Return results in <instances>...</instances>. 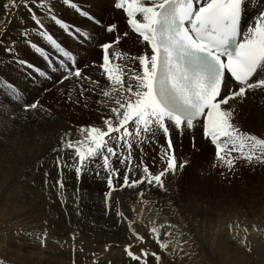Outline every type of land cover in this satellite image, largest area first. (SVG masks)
Instances as JSON below:
<instances>
[{"label": "snow or ice", "instance_id": "6c2138e0", "mask_svg": "<svg viewBox=\"0 0 264 264\" xmlns=\"http://www.w3.org/2000/svg\"><path fill=\"white\" fill-rule=\"evenodd\" d=\"M82 2L0 0L4 25L0 71L16 73L32 92L41 93L32 95L27 87L0 76L4 98L0 108L4 103L19 107L26 119L28 113L50 114L42 94H51L53 88L55 103L76 107L83 101L84 109L89 106L86 93L97 96L93 103L98 111L103 109L99 123L78 125L75 138L69 128L50 148L47 159H38L42 190L55 191L66 215L71 202L73 213L81 216L86 190L82 192L80 185L85 176L98 179L105 186L104 215L114 210L115 224L125 229L122 252L128 264H165V255L182 258L188 242L174 238L178 225L144 219L145 212L152 211L148 205L158 208L156 216L163 211L160 194L168 196L170 207L174 204L167 178L179 179L190 163L177 155L174 137L182 144L188 135L190 147L197 151L199 129L214 149L213 168L226 172L264 168V134L245 130L239 121L250 98H264V0H107L110 17L94 12L91 4L83 7ZM65 10L76 19H66ZM12 20L17 26L9 31ZM132 35L142 48L136 55L119 47ZM89 49L98 52L90 62L82 60ZM89 67L99 72L103 83L85 73ZM69 81L74 88L60 87ZM153 144L158 150L149 165L144 148ZM70 180L76 185L71 198ZM125 190L134 191L140 205L139 211L132 209L133 216L121 209L119 200L113 202L114 194ZM228 228L238 236L241 225ZM253 230L259 229L253 226ZM243 231L240 243L250 252L246 226ZM16 234L46 246L47 227L42 233ZM79 235L78 229L70 231L68 240L60 242L68 245L73 257ZM149 243L156 248L145 247ZM111 247L106 243L104 251ZM79 250L83 252L82 243ZM92 264H97L95 258Z\"/></svg>", "mask_w": 264, "mask_h": 264}, {"label": "rangeland", "instance_id": "374dc122", "mask_svg": "<svg viewBox=\"0 0 264 264\" xmlns=\"http://www.w3.org/2000/svg\"><path fill=\"white\" fill-rule=\"evenodd\" d=\"M89 4H91L92 10L97 13H99L97 8L105 7L107 5V8H104L105 11L99 14L104 17H110L112 15V9L107 3V0H83L82 2V6L85 8L89 7ZM64 13L66 19L72 20L75 17L73 16L71 10H65ZM115 16L117 20L119 15L116 13ZM2 17L0 18V21L3 20ZM13 21L11 27L15 29V26H17V22L16 20ZM80 22L85 23L83 20H81ZM3 26L4 25L0 23V29H2ZM10 29L11 28H9V30ZM65 39L66 42L71 44V41H68L67 38ZM72 47L76 48L79 46L72 44ZM2 56L3 50L0 49V57ZM29 58L31 59L30 56ZM97 58L98 52L95 49H89L88 54L82 56V60L89 62ZM85 73L87 75H90L93 79H101V83H103V80L96 69L89 67L85 70ZM0 76L12 79L17 83H20L22 86L27 87L32 95H41V93L32 92V86L30 84H25L22 77L18 76L16 73L8 69H3L2 71H0ZM60 87L74 88V85L71 81H69L64 85H61ZM56 95L57 92L55 88L52 89L51 94H42V102L46 106L51 107V112L48 115L28 113L27 118L25 119L24 114L21 112L19 107H9L7 103H4L3 107L0 108L1 264H72L73 261L71 255L61 257L54 252V249H56L57 247L55 246L56 243L68 240V237H56V233L52 230V228H50L52 226L51 218H48V220L36 219L38 215L36 207L35 210L28 211L34 208V200L45 198L49 199L52 202H56L57 196L55 194V191L42 190L41 186H38L36 183L33 184V181H38L34 180L30 174L22 173L23 170L21 169L15 170L14 166L16 164V159L7 158L10 155V151L14 150L18 155L25 151L22 154L23 156L21 155V157H25L30 154L35 155L37 152H40L44 149H46L44 156L45 158H47L50 154V148L55 145L57 137L62 135L64 131L71 128L73 137L75 138L77 135L76 127L78 125L87 123H99V120L97 119L98 107L95 103H93V101L98 99L97 96L92 95L91 93H86V95H88L90 99L88 102V108L84 109L82 107L83 101H81V106H78V108L77 106L74 107L71 104H65L63 102L59 104L55 103L53 101V97ZM73 96L75 99V92L73 93ZM257 97L258 96L250 98L247 103H252ZM3 99L4 98L0 96V100ZM261 106L264 107V105L262 104H257L256 109L252 111L253 115L247 121L248 124H250L248 125L247 122H245V130L248 129L255 134H264V108H262ZM70 108L74 110L72 111ZM75 113H77V115ZM251 121L256 125L254 124V126ZM246 126L247 128H245ZM39 131L43 134L45 132H49V134L45 133L44 135L47 134L45 137L43 134H40L39 136H32L35 135V133H39ZM197 140L198 142L200 141L198 144ZM201 142L207 143L203 138H201L199 129H197L196 131L195 141L196 149H198L197 151L192 150L189 143V136L185 135L183 143L181 144L179 142L180 147L179 150H177V155H181L179 153L182 152L187 153L186 156L180 157L181 159L187 158L190 163L184 169V172L179 177V179L174 180L171 176H169L166 181L170 189L169 194H171V198L173 197L172 199L180 200L179 207L181 209L185 206L188 209L192 208V210H194L195 208L200 211V215L197 218V220L199 219L198 222H196V220L193 221L194 217L192 219L190 218L191 212L189 210L186 211L185 215L178 213L179 216H177L179 222L178 225H189L190 227L192 223L195 227L196 231L190 230L191 232H189L188 230L189 233L186 231L187 236H190H188L189 239L192 238L191 242L193 244L191 243V245H189V251H193V253H191L192 261L195 262V259L197 260V258L194 259V254H200V263H197L196 261V263L194 264H224V262H222L221 260V257L218 258L217 256V249L221 242H225V245L230 248L228 252L224 253L222 256H224L227 261H230L228 264H264V168L258 167L253 170L249 167H240L233 172H226V170L224 169L213 168L212 162L214 149L209 144L207 152L203 154ZM11 144L13 146V149ZM3 146L5 149L3 148ZM156 146L158 147V145ZM138 154L140 153L138 152ZM144 159L149 165L153 164L150 162L151 160L148 157ZM222 171H224L226 174L221 175ZM39 183L41 185V181H39ZM27 186L31 187V192L25 188ZM75 186V181L70 180L67 189V195L69 196V198H71V193ZM80 187L82 189V192L86 190L84 200L81 205L83 213L84 205L85 207H87L89 203L93 201L92 197H98L100 203L103 206L102 193L105 191V186L101 181L85 176ZM43 193L44 195L46 194L44 197ZM128 194L136 195V193L132 190H128ZM33 196L36 199L32 200ZM120 196L123 195L116 193L114 194L113 199H117ZM129 206L131 208L130 216L134 215V213L132 212V209L134 207L137 211H139L140 205H138V203H131L129 204ZM146 207L151 208L152 211L151 213L145 212V221H148L150 219H157L158 222L165 221V211L160 212L159 216H156L155 213L158 211L157 207L152 205H148ZM173 207V209H176L175 205H173ZM25 209H27L28 212L24 213L26 211ZM70 210L72 211L71 202ZM21 214L23 215L21 216ZM112 214L115 218L114 210ZM45 221H47V225H45ZM237 222H239V224L241 225L238 236L236 235L235 229L230 232L228 228L229 224L235 225ZM245 226L248 229L247 242L249 247L251 248L250 252L247 251L245 247H243L240 243V239L244 238L245 236V233L243 231V228ZM253 226H255L259 230H253ZM45 227H47L48 236L46 246L44 247H41L39 242L34 238H29L28 236L23 234H16L18 232L42 233ZM143 230L146 229L142 228L141 231ZM183 232L184 234H186L185 230L181 229L180 233H177L178 236H180ZM64 247L66 249L69 248L68 245H64ZM11 253L13 256L11 255ZM92 253H95L96 261L100 259V261L106 260L112 254H118L123 260L127 261L122 252V246L115 247V249H109L107 252L104 251V247L100 246V250H97V252L92 250ZM9 254L11 256H8ZM93 258L85 260L81 263L75 261V264H92ZM173 260V258L168 257V262L170 264H173ZM98 264L100 263L98 262Z\"/></svg>", "mask_w": 264, "mask_h": 264}, {"label": "bare ground", "instance_id": "6f19581e", "mask_svg": "<svg viewBox=\"0 0 264 264\" xmlns=\"http://www.w3.org/2000/svg\"><path fill=\"white\" fill-rule=\"evenodd\" d=\"M255 2V0H254ZM107 8V5L105 7H101V8H97L98 12L99 13H103L105 11V9ZM98 13V14H99ZM117 14L119 15L117 20L120 21V13L117 12ZM65 15V13H64ZM100 15V14H99ZM3 16V11L0 10V18ZM71 16V15H70ZM74 16V15H73ZM72 17V16H71ZM70 17V18H71ZM3 18V17H2ZM74 19H76V17H74ZM13 21V20H12ZM85 23H87V21L83 20ZM14 22V21H13ZM121 27H123V25L121 24ZM10 30L9 31H12L13 30V27L10 26ZM16 28V26H15ZM120 50L121 51H124V52H127L129 53L130 55H136L137 53H139L142 48L141 46L138 44L137 40H136V37L135 35H132L130 38L128 39H125L121 42L120 44ZM2 50V49H1ZM95 52V51H94ZM90 99V98H89ZM264 103V98H261L260 96H258L252 103H246V105L243 106V109L240 111V116H239V121L242 125V127L244 128V126L246 125L245 122L248 121V119L253 115V110L256 109V105L257 104H263ZM91 105V104H90ZM94 105V104H93ZM97 106V105H96ZM249 107V108H247ZM259 107V106H258ZM262 107V106H261ZM78 108V106H77ZM264 108V107H262ZM71 109V108H70ZM90 109V107H89ZM72 111L74 109H71ZM261 110V109H260ZM264 110V109H263ZM86 111V110H85ZM100 111H103V109H100L98 111V120H99V115H100ZM91 112V111H90ZM263 112V111H262ZM89 113V112H88ZM64 114V113H62ZM77 115V113H75ZM69 117V116H68ZM73 117V116H72ZM81 117V116H80ZM79 118V117H78ZM75 119V118H73ZM94 119V118H93ZM257 120V119H256ZM90 121V120H89ZM2 122V121H1ZM252 122V121H251ZM263 122V121H262ZM7 124V123H6ZM9 124V122H8ZM7 124V125H8ZM248 124V122H247ZM250 124V123H249ZM248 124V125H249ZM253 124V122H252ZM255 124V123H254ZM253 124V125H254ZM259 124V123H258ZM256 125V124H255ZM254 125V126H255ZM19 126V125H18ZM258 126V125H257ZM264 126V125H263ZM262 126V127H263ZM252 127V126H251ZM250 127V128H251ZM259 127V126H258ZM247 128V126L245 127ZM59 130V129H58ZM248 130V129H246ZM47 133V132H45ZM44 133V134H45ZM40 134H43L42 132L39 131V133H35V135H32V136H39ZM43 134V135H44ZM49 134V132L47 133ZM46 134V135H47ZM51 134V133H50ZM44 135V137L46 136ZM58 135V134H57ZM31 136V137H32ZM12 138V137H11ZM33 138V137H32ZM36 138V137H35ZM39 138V137H37ZM50 138V137H49ZM202 138V136H201ZM14 139V138H13ZM28 139V138H26ZM53 139V138H52ZM55 139V138H54ZM58 139V137H57ZM174 139L177 140V138L174 137ZM38 140V139H37ZM41 140V139H40ZM56 140V139H55ZM200 140V139H198ZM197 140V144L200 142H198ZM28 141V140H27ZM44 141V140H43ZM46 141V140H45ZM26 142V141H25ZM29 142V141H28ZM42 143V141H41ZM202 143V142H201ZM204 143V144H203ZM202 143V153L205 154L208 150V146L209 144L208 143H205L203 142ZM29 144V143H28ZM27 145V144H26ZM8 146V145H7ZM12 146V144H11ZM50 146V145H49ZM39 147V146H38ZM179 142L177 140V145H176V150H179ZM4 148V146H3ZM5 149V148H4ZM7 149V148H6ZM12 149H13V146H12ZM10 149V150H12ZM9 150V149H8ZM46 149L44 150H41L40 152H37L35 155H27L25 157H21V155L25 152L23 151V153L19 154V155L14 151H10V155L7 157V158H14L16 159V164L14 166V169H21L23 170L22 173H27V174H30L32 176V178L34 180H37L38 182L35 181V183L38 185V186H41L40 183H39V176H40V172L36 171V168L38 167L37 165V161L38 159L43 156L45 154V151ZM158 150V147L156 146V144H153L151 146H148V145H145V148H144V158L148 157L151 161V163H153V157L156 155V151ZM6 152V151H5ZM139 151H136L135 152V157H136V162H138V159L140 157V154H138ZM31 153V152H30ZM140 153V152H139ZM6 154V153H5ZM181 155H178L179 157L180 156H186L187 153L185 152H182V153H179ZM197 154V153H196ZM25 155V154H24ZM23 156V155H22ZM201 156V154H200ZM198 157V156H197ZM181 158V157H180ZM47 159V158H45ZM10 160V159H9ZM11 166V164H10ZM156 166L158 167L159 164H158V160L156 162ZM3 174V173H2ZM13 179V178H12ZM16 180V179H15ZM15 182V181H14ZM33 186V185H32ZM256 187V186H255ZM28 191H32L31 190V187L27 186L25 187ZM14 191V190H13ZM40 191V190H39ZM15 192V191H14ZM29 193V192H28ZM38 193V192H37ZM42 193V192H41ZM50 193V192H49ZM88 193V192H87ZM86 193V194H87ZM94 193V192H93ZM48 194V193H47ZM72 194V193H71ZM103 194V193H102ZM119 194H122L123 196H120L118 197L117 199H113V202L115 203L117 200L120 201V206H121V209L127 214L130 216V211H131V208L129 206V204L133 203V204H137V199H136V195H130L128 194V190H125L123 192H119ZM46 195V194H45ZM44 193H43V197L45 196ZM171 195V194H170ZM40 196V195H39ZM49 196V195H48ZM171 197V196H170ZM173 198V197H172ZM172 201H174V204L176 209H173V205L170 207L168 205V196L167 195H164V194H160V207L163 208V211H165V221H169L171 222L172 224L174 225H178L179 222H178V217L179 214L178 213H181L182 215H185L186 214V211H190V218L193 219V221L196 220V222H198L197 218L198 216L200 215V211H198L197 209H195L194 207V210L191 209H188L186 208L185 206L181 209L179 207V203H180V200L178 199H172ZM33 199H36L34 196L32 197V200ZM88 199V198H87ZM31 200V201H32ZM92 200L91 203H89V205L87 207H85L84 205V213L83 215L81 216H76L74 213H73V210L71 211L70 210V202L68 204V207H67V212L69 213V215H66L65 214V208H63L60 204V200L58 197H56V202H52L50 201L49 199H40V200H34V208L31 209V210H28V211H33L35 210V207H36V211L38 212V215L36 217V219H42V220H48V218H51V223H52V226L50 228H52V230L56 233V237L58 238H66L68 237V233L70 231H74V230H79V237L77 239V251L75 253V256L73 257L70 249H66L64 246H61V243L58 242L56 243L55 246L56 249H54V252L61 256V257H64V256H72V258L75 259V261L81 263L85 260H89V259H92L93 258V253H92V250L97 252V250H100V246L101 247H104V245L106 243L108 244H111L113 245V247H111L110 249H115V247H118V246H115L117 244H119L120 246L123 245V243L125 242L124 241V229L122 226H118L115 224V218L113 217V214H109L108 216H105L104 215V209H103V206L102 204L100 203L99 201V198L98 197H92ZM30 201V200H29ZM29 203V202H28ZM27 204V203H25ZM10 205V204H9ZM139 205V203H138ZM27 206V205H26ZM25 206V207H26ZM30 207V206H29ZM28 207V208H29ZM199 209V208H198ZM26 212L27 209H25ZM70 210V212H69ZM172 210V211H171ZM23 214H21L22 216ZM20 217V216H19ZM161 218V217H160ZM189 218V217H188ZM160 222V221H159ZM185 225V224H184ZM181 229H184L185 232L189 230V232H191L190 230H195V227L194 225L191 223V226L189 227V225H186V226H181V225H178V228L176 229H173V233H174V238H179V239H183L184 241H187L188 243H186L184 245V253L186 255H183L182 258L181 256L177 255L176 258L173 260V264H194L196 263H200V254H194V259L197 258V260L195 259V262L192 261V255L191 253H193V251H189V245H191V241H192V238L189 239V237L187 236V232L186 234H184V232L178 236L177 233H180ZM142 232H146V230H143ZM188 232V233H189ZM66 234V235H64ZM241 234V233H240ZM194 239V238H193ZM221 242V241H219ZM54 243V242H53ZM81 243H82V247H83V252H81L79 249L81 247ZM193 244V243H192ZM216 244V243H215ZM226 243L225 242H221L220 245L218 246V249H217V256L218 258L221 257V260L222 262H224V264H228L230 261H227V259L222 256L224 253L228 252L229 248L227 245H225ZM54 246V247H55ZM146 247H152V248H156V246L154 244H146L145 245ZM192 247V246H191ZM158 250V249H157ZM233 251V250H232ZM9 252V251H8ZM7 253V252H6ZM92 253V255H91ZM203 253V252H202ZM8 254V253H7ZM12 255V253H11ZM10 254L8 256H11ZM202 255V254H201ZM13 256V255H12ZM24 257V256H23ZM168 257H172V255H165L164 256V260H165V264H170L168 262ZM215 257V256H214ZM11 258V257H10ZM95 258V257H94ZM13 259V258H12ZM15 260V259H14ZM21 260V259H20ZM101 260V259H100ZM100 260H97V264L98 262L100 264H128V261H125L123 260L120 255L118 254H112L109 256L108 259L106 260H103V261H100ZM202 260V258H201ZM4 261V260H2ZM19 261V260H18ZM22 261V260H21ZM23 262V261H22ZM2 263V262H1ZM0 263V264H1ZM26 263V262H25ZM28 263V261H27ZM90 264V263H89Z\"/></svg>", "mask_w": 264, "mask_h": 264}]
</instances>
